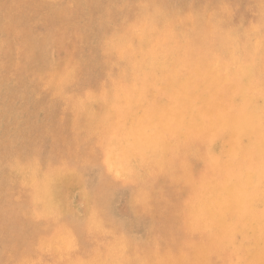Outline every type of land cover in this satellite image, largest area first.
Listing matches in <instances>:
<instances>
[{
  "label": "clouds",
  "instance_id": "1",
  "mask_svg": "<svg viewBox=\"0 0 264 264\" xmlns=\"http://www.w3.org/2000/svg\"><path fill=\"white\" fill-rule=\"evenodd\" d=\"M103 3L110 16L79 74L159 228L192 245L167 264H264V0ZM231 224L249 232L231 234L242 258L213 259Z\"/></svg>",
  "mask_w": 264,
  "mask_h": 264
},
{
  "label": "rangeland",
  "instance_id": "2",
  "mask_svg": "<svg viewBox=\"0 0 264 264\" xmlns=\"http://www.w3.org/2000/svg\"><path fill=\"white\" fill-rule=\"evenodd\" d=\"M109 16L103 0H0V264H167L191 248L159 228L136 171L115 167L96 126L100 101L79 62ZM199 170L192 162V179ZM226 233L212 258L241 259Z\"/></svg>",
  "mask_w": 264,
  "mask_h": 264
},
{
  "label": "bare ground",
  "instance_id": "3",
  "mask_svg": "<svg viewBox=\"0 0 264 264\" xmlns=\"http://www.w3.org/2000/svg\"><path fill=\"white\" fill-rule=\"evenodd\" d=\"M23 38H25V37H23ZM24 51V50H23ZM22 52V51H21ZM16 65V64H15ZM70 67V66H69ZM23 68V67H22ZM90 101H91V99H90ZM93 102V101H92ZM98 102V101H97ZM95 103V102H94ZM98 109H96V114L98 115V122H97V125L96 126H98V130L100 131V132H102L103 131V133L104 134H106V136H107V139H108V141H107V143L109 144L108 146H109V156L108 157H110L112 160H113V162H114V165H115V167H117V168H119L120 170H125V171H127L126 173H130V171L132 170V171H135V169L130 165V163L128 162V160H127V158H126V156L124 155V153L120 150V149H118V147H119V144H118V140H117V134H116V132L114 131V130H111L109 127H108V124H107V119H106V117H105V115H104V113H103V111H102V109H101V106L98 104ZM92 113V112H91ZM94 131V130H93ZM96 131H97V129H96ZM95 131V132H96ZM91 132V131H90ZM101 141H102V138H101ZM106 143V144H107ZM120 148V147H119ZM49 175V174H48ZM59 175V174H58ZM60 175H62V174H60ZM32 176V175H31ZM56 176V175H55ZM55 176H54V178H55ZM66 175H64V177H65ZM52 177V176H51ZM68 177V176H67ZM132 177V176H131ZM63 179V177H58V178H56L58 181H59V179ZM70 178V177H69ZM68 178V179H69ZM31 179H32V177H31ZM34 179L35 178H33V182H34ZM43 179H45V176H44V178ZM48 179V178H47ZM67 179V180H68ZM138 179V178H137ZM51 180V179H50ZM71 180V179H70ZM138 180H140V179H138ZM194 180V179H193ZM27 181V180H26ZM29 181H31V180H29ZM43 181V180H42ZM45 181V180H44ZM64 181V180H63ZM25 182V181H24ZM56 182L57 181H55L54 183H53V181H51V183H53V184H56ZM67 183V182H66ZM141 183V182H140ZM31 184V183H30ZM29 184V185H30ZM49 184H50V182H49ZM51 185V184H50ZM44 186H46V188L48 187L47 186V184L46 185H44ZM43 186V187H44ZM42 187V186H41ZM70 187V186H69ZM49 188H50V186H49ZM49 188H48V191H49ZM60 188H61V186H60ZM45 189V188H44ZM46 190V189H45ZM39 191V190H38ZM48 191H46V193H48L49 194V192ZM41 193H42V190L40 191ZM43 192H45V191H43ZM59 192V191H58ZM40 193V194H41ZM48 194L46 195V196H48ZM52 194H51V192H50V194H49V196H51ZM58 195V194H57ZM38 196H39V194H38ZM52 197V196H51ZM54 197H56V195L54 196ZM42 198L43 199H45V197H43L42 196ZM42 198H40V199H42ZM46 198H48V197H46ZM53 198V197H52ZM51 198V199H52ZM38 200V199H37ZM46 201V200H45ZM49 201H51L50 203H52V202H54V200L52 201V200H49ZM42 202V201H41ZM56 203V202H55ZM60 202H58V204H59ZM43 204V203H42ZM57 204V205H58ZM41 205V204H40ZM49 205V204H48ZM56 205V206H57ZM60 205V204H59ZM42 206V205H41ZM40 207V206H39ZM38 207V205H37V208H39ZM43 207V206H42ZM42 207H41V211L43 210L42 209ZM60 207V206H59ZM58 207V208H59ZM50 209V208H49ZM52 209V208H51ZM60 209V208H59ZM41 211L39 212V214L41 213ZM49 211V210H48ZM47 211V212H48ZM240 211H246V213L247 212H249V209L247 208V206L245 205V206H243L242 208H241V210ZM58 212V211H57ZM56 212V213H57ZM38 213V212H37ZM243 213H245V212H243ZM43 214H45V212L43 213ZM47 214H51V213H47ZM51 215H53V214H51ZM209 226H211L212 228L215 226V223L214 222H208L207 224H205L203 227H204V229H206V227H209ZM199 227V226H198ZM245 229V228H244ZM208 230H211L212 231V229H208ZM214 230H215V228H214ZM237 230H239V231H242V228L240 227V228H237L236 226H235V224H231V225H227L226 227H225V229H224V234L228 231V232H235V231H237ZM216 231V230H215ZM244 232H246V231H244ZM93 233V232H92ZM215 233V232H214ZM54 234V233H53ZM216 234V233H215ZM228 233H226V235H227ZM243 234V233H242ZM217 235V234H216ZM245 235V234H244ZM244 235H242V237L245 239V240H248L249 239V236L247 237V235L246 236H244ZM230 236V235H229ZM221 238V237H220ZM228 239V238H227ZM230 239V238H229ZM49 240V239H48ZM232 241H236L235 239H231ZM230 240V241H231ZM229 241V242H230ZM111 243V242H110ZM110 243H108V244H110ZM118 243H121V242H118ZM219 243H220V240H219ZM113 244V243H112ZM188 244V243H187ZM186 244V245H187ZM223 244H227V243H223ZM229 244V243H228ZM120 245V244H119ZM219 245V244H218ZM233 245V244H232ZM192 246V245H191ZM229 246V245H228ZM234 246V245H233ZM187 247V246H186ZM235 247L238 249V243H237V241H236V245H235ZM115 248H117V247H115ZM127 248V247H126ZM224 248V247H223ZM114 249V248H113ZM218 249V248H217ZM235 249V248H234ZM106 250V249H105ZM126 250V249H125ZM124 250V251H125ZM227 250V249H226ZM236 250V249H235ZM218 251V250H217ZM108 252H110V250L108 251ZM117 252H119V253H121L120 251H117ZM154 252H156V251H154ZM213 252H214V250H213ZM219 252V251H218ZM222 252H223V250H222ZM111 253H113V252H111ZM122 253H124V252H122ZM167 253V252H166ZM220 253V252H219ZM219 253H217V255L219 254ZM231 253V252H230ZM235 253V252H234ZM137 254V253H136ZM135 254V255H136ZM112 255H115L116 256V253L114 252ZM120 255V254H119ZM123 254H121V256H122ZM214 255V254H213ZM216 254H215V256H217ZM107 256H108V254H107ZM109 256H110V254H109ZM124 256V255H123ZM136 258H137V256H135ZM165 257V256H164ZM228 257H229V255H228ZM169 258V257H168ZM217 258V257H216ZM241 258V257H240ZM112 259H114V258H112ZM119 259V258H118ZM121 259V258H120ZM123 259V258H122ZM121 259V260H122ZM151 259H153V258H151ZM156 259H157V257H156ZM218 259H220V257L218 258ZM124 260H126V258L124 259ZM159 260H160V258H159ZM167 260V259H166ZM129 261V260H128ZM157 261V260H156ZM155 261V262H156ZM162 261V260H161ZM161 261H159V262H161ZM104 262V261H103ZM113 262V264H114V261H111V263ZM162 262H164V261H162ZM105 264H106V262H104ZM108 263V262H107ZM110 263V262H109ZM116 264H118L117 262H115ZM126 263H128V262H126ZM146 263V262H145ZM150 263H152V261L150 262ZM143 264V263H142ZM148 264V263H147ZM153 264V263H152ZM156 264V263H155ZM159 264V263H158ZM163 264H166V261H165V263H163Z\"/></svg>",
  "mask_w": 264,
  "mask_h": 264
}]
</instances>
